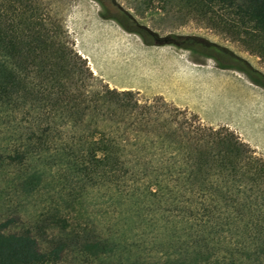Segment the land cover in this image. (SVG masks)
<instances>
[{
	"label": "trees",
	"instance_id": "16d2710c",
	"mask_svg": "<svg viewBox=\"0 0 264 264\" xmlns=\"http://www.w3.org/2000/svg\"><path fill=\"white\" fill-rule=\"evenodd\" d=\"M134 8L203 23L264 60V0ZM112 11L101 15L146 44L190 48L182 36L151 41L127 27L119 4ZM100 195L124 199L126 212L112 228H72ZM67 254L103 264H264V157L227 125L162 95L97 84L41 0H0V264Z\"/></svg>",
	"mask_w": 264,
	"mask_h": 264
},
{
	"label": "rangeland",
	"instance_id": "374dc122",
	"mask_svg": "<svg viewBox=\"0 0 264 264\" xmlns=\"http://www.w3.org/2000/svg\"><path fill=\"white\" fill-rule=\"evenodd\" d=\"M102 1L108 8L103 7L101 0H41L44 10L59 16L73 47L86 58L97 84L131 89L139 99L158 95L157 86L163 87L174 100L190 106L204 123L227 125L256 155L264 157V60L226 34L195 20L180 21L177 15L166 16L159 10L142 13L134 8V0ZM112 3L128 12L122 14L128 28L145 30L151 34V41L155 34L186 37L183 42L190 48L144 43L138 33L125 29L114 18L102 17V12H113ZM164 48L187 56L198 67L211 65L219 73L179 71L169 78H159ZM123 200L92 196L71 218V227L81 232L85 225L92 226V220L105 227L116 224L120 212H126ZM147 252L154 254L151 248ZM50 264L103 263L67 254Z\"/></svg>",
	"mask_w": 264,
	"mask_h": 264
},
{
	"label": "crops",
	"instance_id": "0c3cea01",
	"mask_svg": "<svg viewBox=\"0 0 264 264\" xmlns=\"http://www.w3.org/2000/svg\"><path fill=\"white\" fill-rule=\"evenodd\" d=\"M162 62L160 64V71L158 74L159 78H169L175 72L178 73L179 71L184 74L188 73H195L201 70H212V72H217L218 70H214L213 66L211 65H202L198 67L194 61L190 60L187 56L172 50L171 48H164L162 51ZM205 73V72H204ZM158 95H162L166 100L176 104L179 107H184L189 110H193L190 106L186 105L185 103H179L178 101L174 100L171 96L168 95V91L163 87H158L155 91Z\"/></svg>",
	"mask_w": 264,
	"mask_h": 264
}]
</instances>
